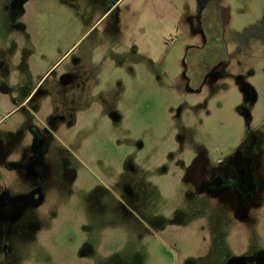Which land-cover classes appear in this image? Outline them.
Returning <instances> with one entry per match:
<instances>
[{
	"label": "rangeland",
	"instance_id": "1",
	"mask_svg": "<svg viewBox=\"0 0 264 264\" xmlns=\"http://www.w3.org/2000/svg\"><path fill=\"white\" fill-rule=\"evenodd\" d=\"M218 1L227 9L225 40L231 51L236 47L240 51L231 70L242 73L244 80L248 55L256 51L252 45L259 33L256 23L264 24V0ZM11 2L0 0V60L8 78L4 91L13 95L0 103V138L6 144V132L11 126L17 129L12 136L17 138L16 152L23 164L13 178L0 180V193L5 186L12 193L36 191L41 201L27 216L31 220L37 215V225L22 222L12 233L0 230V260L11 258L10 264H183L185 260L211 264L207 260L213 244L222 246L216 254L220 258L231 253L226 244L239 223L233 214L235 201L183 198L176 190L182 177L170 165L176 118H188L185 122L190 126L194 123L187 115L190 101L177 92L183 83L181 72L188 67L186 49L192 43L182 28L198 0H35L25 13L28 25L23 27L11 20L21 12L9 9ZM64 73L73 77L71 114L37 112L44 92L59 87ZM240 86L228 82L220 101L209 104L210 115L198 110L195 117L217 147L242 144L248 131L246 111L254 124L264 118V101L253 107L240 105ZM101 90L107 96L102 118H119V137L111 133L113 126L106 120L102 131L95 125ZM82 108L90 125L83 134ZM58 113L72 121L71 132L64 125L47 124L45 118ZM146 125L149 137L143 134ZM252 143L264 153V133ZM138 144L145 149L138 152ZM149 146L151 156H140ZM161 152L168 158L162 177L167 181L162 185H171L169 190L160 189L153 171L164 163ZM134 163L145 169L150 166V171L139 169L129 177V164ZM66 170L74 174L73 182L64 178ZM145 178L156 185L155 192L149 193ZM127 183L132 196L122 193ZM177 226L182 232L170 233ZM248 227L260 226L250 222ZM82 247L91 254L85 259L79 256Z\"/></svg>",
	"mask_w": 264,
	"mask_h": 264
},
{
	"label": "flooded vegetation",
	"instance_id": "2",
	"mask_svg": "<svg viewBox=\"0 0 264 264\" xmlns=\"http://www.w3.org/2000/svg\"><path fill=\"white\" fill-rule=\"evenodd\" d=\"M33 1L35 0H12L8 8L11 10L18 9L21 12L12 18L10 17L11 20L21 27L28 25L25 13L30 11V5ZM226 10L219 4L218 0H198L189 23L186 22L182 28L183 35L188 36L192 43L186 49L185 61L188 67H185L181 72L180 78L183 83H181V89L177 93L180 96L184 94L190 101L187 115L190 114L189 116L193 117L194 123L190 126L185 122L188 118H176L177 131L175 139L171 138L172 141H170L169 151L174 153H172L170 165L173 164L175 173H180L182 177L181 180H178L179 184H176L178 187L176 190L183 198L188 200L195 196L213 200L221 198L225 203L230 202V200H234L236 203L233 214L239 220V223H236L237 230L231 233V243L226 244L227 248L230 247L233 251L220 258L216 254L222 246L213 244L209 250L212 257L207 261L211 264H264V153L259 150V146L256 148V145H253L255 143H252L259 135L262 136L264 133V118H259V122L254 124L249 110L246 111L245 116L248 118H244V120L246 121L245 128H248V131L245 140H242V144L228 145L223 148L214 144L209 133L200 129L196 122L199 118H195L198 110H203L206 116L210 115L209 104L220 101V97L228 91V82L230 81L241 85L238 89L241 106L249 104V107H253L264 101L260 98L262 97L261 93L264 95V24L256 23L259 33L252 43L256 51L250 52L251 54L248 55L250 57L247 61L250 66L245 68L247 72L244 73L243 80L240 76L242 73L239 74L236 73L237 71L233 72L231 70L234 65V58L240 54V51H237V47L234 52L231 51L225 40L228 20ZM2 63L5 62L0 60V103L5 104L13 95L9 97L4 91V87L8 85V78L6 72L2 71ZM189 63L192 64L191 68H189ZM248 70H250V75ZM255 77L259 79L258 82L253 81ZM72 80L71 74L64 73L58 81L59 87L46 90L35 110L49 113L62 110L65 114H71V89L69 86H71ZM247 89L254 92L253 96L248 95ZM103 91L101 90L96 101L97 118L95 125H97L98 131H102L106 120L113 126L111 133L119 137L120 132L117 129L120 124L119 118L114 115L110 118H102L107 100V96L104 95ZM13 102H17L15 96ZM81 111L80 133L83 134L90 125L86 124L84 118L87 116L86 108H82ZM45 119L48 120L47 124L50 123V126L54 124L56 127L61 128L64 125L66 131L71 132L69 129L73 126L72 121L64 118L60 113L55 118ZM38 122H41V120H38ZM41 124H44L47 132L54 135L47 124ZM16 130L14 126H11L6 132L9 135L8 143L5 144V141L0 138V180L5 177L13 178V172H16L23 164L22 155L16 152L17 142L15 141L17 138L12 136V134H17L18 131ZM143 134L145 137L150 136V126H145ZM201 139H204V141ZM167 142L166 139L163 141L164 144H167ZM39 145H42V142ZM149 148L150 146L147 148V152L144 151L140 156L146 154L151 156ZM191 148L192 150L189 151ZM144 149L143 144H138V152ZM161 154L164 163L156 166L153 171L159 176L157 181L160 182V189L163 187L164 190H169L171 185L167 183L164 184L165 186L162 185V182L167 181L162 177L167 172L166 161H168V158L165 152H161ZM136 158L137 156H134V159ZM150 168L149 166L148 169ZM129 169V177L138 174L139 169L150 171L137 163L129 164ZM64 178L69 182L75 180V176L70 170L65 171ZM143 181L146 187L149 188V193L156 191V185H151V179L145 178ZM122 189V193L132 196V189L128 186V183ZM2 190L0 193L1 232L12 233L22 222L28 225L38 224L37 215L33 216L31 220L27 217L28 212L33 210L35 205L37 208L40 204L41 195L38 192L33 191L29 194L12 193L7 186ZM164 190L163 197L166 194ZM176 216L178 215L176 214L175 218ZM250 222L251 224L256 223L260 227L257 229L248 227ZM167 223L168 221L165 218L163 220L165 230H167ZM175 229L174 232L171 229L170 233L182 232V228H178V226ZM3 250L5 253L8 251L7 245L3 246ZM90 255L87 247H82L79 250L80 259H85ZM12 261L11 258H5L0 260V263L10 264ZM183 264H195V262L194 260H185Z\"/></svg>",
	"mask_w": 264,
	"mask_h": 264
}]
</instances>
